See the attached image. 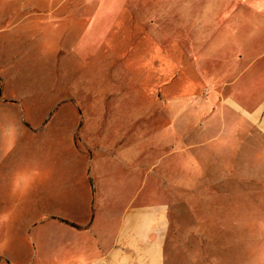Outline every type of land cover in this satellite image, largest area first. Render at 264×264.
Segmentation results:
<instances>
[{"label":"crops","instance_id":"obj_1","mask_svg":"<svg viewBox=\"0 0 264 264\" xmlns=\"http://www.w3.org/2000/svg\"><path fill=\"white\" fill-rule=\"evenodd\" d=\"M80 12L83 75L113 65L124 79L100 86L105 101L96 105L122 112L83 123L94 150L76 202L81 219L52 211L81 228L34 224L31 261L20 239L8 250L0 242V251L16 264H167L176 205L184 215L192 207L195 222L225 223L216 232L196 227L197 236L247 238L253 228L230 226L228 212L240 198L262 206L254 220H264V0H81ZM12 203L0 234L20 216L42 215ZM195 249L209 253L201 264L251 262V248L234 239Z\"/></svg>","mask_w":264,"mask_h":264},{"label":"rangeland","instance_id":"obj_2","mask_svg":"<svg viewBox=\"0 0 264 264\" xmlns=\"http://www.w3.org/2000/svg\"><path fill=\"white\" fill-rule=\"evenodd\" d=\"M80 9L81 0H0V213L11 211L12 202H21L20 209L33 208L29 216L42 213L38 220L26 222L20 216L10 221L7 231L0 234V242L7 243L8 250L14 246L13 241L23 240L28 249L27 261L34 254V224L54 221L81 228L65 216L79 218L83 213L77 210L76 202L85 199L87 159L91 155L89 150H94L82 135L87 127L83 123L87 118L122 112L96 105L99 100L105 101L100 86L118 84V80L124 79L115 74L113 65L101 76L83 75L87 64L82 62L79 52L87 23L82 22ZM57 31L59 34L50 42ZM106 101H112V97ZM94 143L97 148L98 142ZM64 176L68 179L62 181ZM87 195L92 201V193ZM238 200V204L229 207L228 213L234 216L230 226H251L255 230L251 229L247 238L197 236L196 227L198 231L212 228L216 232L225 223L222 220L212 226L208 221L195 222L189 215L192 207H187L190 212L184 215L179 214L177 205L173 206L167 264H201L198 258L209 262V253L197 254L195 248L223 247L228 239L251 248L250 264L261 262L264 220L254 219L262 214L258 213L262 206L241 204L242 200ZM225 217L226 209L219 206V219ZM7 250L0 251V264H16ZM217 256L225 259L227 254L220 252Z\"/></svg>","mask_w":264,"mask_h":264}]
</instances>
